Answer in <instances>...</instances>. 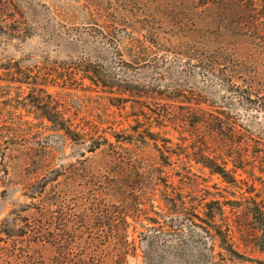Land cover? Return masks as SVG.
<instances>
[{
    "label": "rangeland",
    "instance_id": "1",
    "mask_svg": "<svg viewBox=\"0 0 264 264\" xmlns=\"http://www.w3.org/2000/svg\"><path fill=\"white\" fill-rule=\"evenodd\" d=\"M148 109L168 112L164 127ZM187 113L221 122L237 184L197 166L185 186L167 183L187 208L205 191L231 202L234 248L264 262V0H1L0 264H143L144 252L147 264H251L220 260L193 219L148 222H163L153 214L162 187H139L148 179L134 162H145L148 132L170 150L187 144L174 128ZM113 136L115 148L87 151Z\"/></svg>",
    "mask_w": 264,
    "mask_h": 264
},
{
    "label": "trees",
    "instance_id": "2",
    "mask_svg": "<svg viewBox=\"0 0 264 264\" xmlns=\"http://www.w3.org/2000/svg\"><path fill=\"white\" fill-rule=\"evenodd\" d=\"M32 81L24 78L23 82H21L14 78L7 82L10 84L17 83L20 86L33 87L34 84ZM26 99L30 100L29 103L33 104L39 112L44 115L49 113L46 106H39L35 103L37 98L33 96V92L32 94H28ZM156 110L152 111L148 109L149 113L154 116L152 117L154 119L153 127L159 130L161 127H164L165 120L169 119L170 116L168 112H164L163 114ZM49 115L50 117L45 116L44 120L50 124L51 131L56 134L62 133V136L72 141L73 139L71 137L73 132L70 130L67 122L63 118L58 117L57 114H54V117L51 114ZM187 115L193 116L192 118L194 119L188 122L186 120L187 117L183 116L180 121L181 123H179L180 125L174 127L177 129V132L181 133L180 140L187 144L179 145V150L178 148L177 150L173 148V150H170V148H167V145H170L171 140L160 138L159 133L148 132L147 138L143 139V143L149 149L147 155L143 154L145 156L143 161L145 162L140 164V166L138 165V167L135 166V162L137 161L134 162L135 175L142 180L148 179V181H145L146 186L140 184L139 187L149 189L151 192H155L156 187H162L161 191L157 190L158 201L160 203L158 206L159 213L152 212L155 216L160 217L163 222L160 223L156 219H149L148 222L152 225H157L160 229L166 228L170 230L175 228V223L181 221V219L189 221L193 219L198 224L190 221V226L194 225L204 235L218 242L219 253L217 257L220 260L230 263L249 262L251 264H264L261 261L246 259L234 248V244L232 243L233 238L231 237L232 229L229 225V219H227L228 216L225 213L226 207L231 202H220L210 192L205 191L196 205L187 208L183 201L181 191H176L172 185L175 182L176 184L185 186L193 166L207 170L211 175L217 176L227 186L235 187L237 184L234 173L240 169L237 165L239 160L234 159L232 153L227 152V147H224L223 150L226 152H222L221 148L223 147L219 146L220 140L217 139L218 135L224 132L221 122L210 114L197 116L187 113ZM134 136L138 138L141 135L139 132H134ZM113 139V145L106 139L91 140V146L87 151L93 153L103 145L113 149L115 148V144H121L116 136H113ZM228 166L231 168L228 169ZM167 180H171L172 184H168ZM240 195L242 196L243 194ZM255 209L259 216L258 223L256 224L259 228L255 230V233L257 231L263 233L264 215L256 206ZM258 216L254 214V218ZM152 229L155 230L154 228ZM261 238V236H255L256 241L261 240ZM255 247L260 253L264 254V246L255 244ZM143 261V264H147L145 252L143 253Z\"/></svg>",
    "mask_w": 264,
    "mask_h": 264
}]
</instances>
